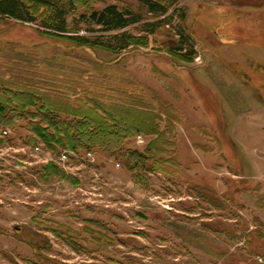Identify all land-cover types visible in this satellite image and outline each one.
Listing matches in <instances>:
<instances>
[{
  "label": "rangeland",
  "instance_id": "rangeland-1",
  "mask_svg": "<svg viewBox=\"0 0 264 264\" xmlns=\"http://www.w3.org/2000/svg\"><path fill=\"white\" fill-rule=\"evenodd\" d=\"M111 4L141 9L138 0H80L71 27ZM158 20L153 34L124 30L148 37V47L114 54L0 18L1 72L29 78L31 56L67 60L54 72L75 70L81 96L141 95L143 107H124L127 122L152 117L163 134L131 137L114 155L67 151L62 163L66 150L29 142L39 118L2 126L0 264H264V0H180L144 22ZM87 27L78 35L116 34ZM184 39L193 60L166 51ZM126 150L147 159L131 168Z\"/></svg>",
  "mask_w": 264,
  "mask_h": 264
},
{
  "label": "trees",
  "instance_id": "trees-1",
  "mask_svg": "<svg viewBox=\"0 0 264 264\" xmlns=\"http://www.w3.org/2000/svg\"><path fill=\"white\" fill-rule=\"evenodd\" d=\"M179 1L138 0L141 7L139 11H134L130 7L120 9L114 4L100 10L91 8L80 15L79 21L74 22L75 28H72L68 18L74 15L80 0H0V18L35 24L55 37L69 39L80 46H100L114 54H120L131 48L149 46L148 37L130 34L124 31L125 29L141 25L143 32L155 33L162 22L159 20L144 22L146 16L165 17ZM36 8H42L44 12L38 14L35 11ZM185 17L183 13L181 18L185 19ZM82 23L88 26L86 31L90 33L96 31L90 28L94 25L100 27L98 30L100 32H116V34L112 35L108 41L103 39L104 36H96L94 39L90 36H80L78 35L79 25ZM166 51L189 61L193 60L192 56L196 54V49L193 44H189L188 39H184L178 48ZM29 59L31 61L28 60L26 63V66L32 68V75L29 78L23 77L16 71H0V128L15 126L16 119L23 120L27 118L26 116L31 119L30 121L33 118H39L40 121L31 123L30 132L34 138H30L29 142L35 144L41 142L53 151L87 150L89 152L98 148L111 155L120 151L123 142L131 137L149 134L157 136L158 140L163 136L153 124L152 117L150 119L144 117L142 124L148 121L154 125L153 131L145 130L140 123L127 122L126 115L131 112H126L127 109L124 107L134 108L135 106L136 109L143 107L141 95H128L125 90L113 88L114 95L105 96L102 91L94 95L88 91L81 96L80 91L84 87L76 80L79 74L75 70H71L75 77H64L54 72L57 69L62 71V65L67 60H58L57 63L38 56H31ZM1 66L3 67V64H0ZM44 68L47 70H43ZM20 95L25 98L23 99ZM127 99H131L132 103L125 105ZM38 104L40 106L36 113L28 110L29 107H35ZM152 149L154 148L150 146L147 153L151 154ZM155 151L160 152V148ZM122 156L126 157L127 164L135 161L131 168L139 165L138 160L147 159L136 150H126ZM155 165L161 166V163H155Z\"/></svg>",
  "mask_w": 264,
  "mask_h": 264
},
{
  "label": "built area",
  "instance_id": "built-area-1",
  "mask_svg": "<svg viewBox=\"0 0 264 264\" xmlns=\"http://www.w3.org/2000/svg\"><path fill=\"white\" fill-rule=\"evenodd\" d=\"M8 133H9V130H5V131H3V134H4V135H8ZM35 151H36V152H41V151H42V147H41V146H37V147H35ZM68 158H69V154H68V152H67V151H64V152L61 154L60 161H62V163H66L67 161H69Z\"/></svg>",
  "mask_w": 264,
  "mask_h": 264
}]
</instances>
